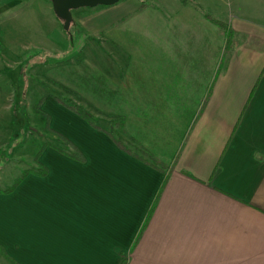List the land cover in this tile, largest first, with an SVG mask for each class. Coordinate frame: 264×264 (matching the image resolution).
<instances>
[{
	"label": "crops",
	"instance_id": "crops-1",
	"mask_svg": "<svg viewBox=\"0 0 264 264\" xmlns=\"http://www.w3.org/2000/svg\"><path fill=\"white\" fill-rule=\"evenodd\" d=\"M214 1L210 15L234 30L229 53L217 26V59L211 36L192 39L177 24L172 38L180 61L221 62L208 82L141 70L116 87L125 132L115 136L130 149L139 144L165 172L60 111L53 128L85 161L47 147L39 161L48 175L30 174L0 194V245L17 263L264 264V0ZM0 264L15 263L0 254Z\"/></svg>",
	"mask_w": 264,
	"mask_h": 264
},
{
	"label": "rangeland",
	"instance_id": "rangeland-1",
	"mask_svg": "<svg viewBox=\"0 0 264 264\" xmlns=\"http://www.w3.org/2000/svg\"><path fill=\"white\" fill-rule=\"evenodd\" d=\"M198 1L119 0L82 7L73 10L66 30L52 0H0V190L11 187L24 170L40 169L36 156L44 143L72 150L53 128L57 114L68 110L59 100L71 99L81 112L90 113L116 136H124L110 121L124 120L116 105V87L129 72H177L186 77L183 80L199 85L221 70L220 61L197 62L199 56L180 57L185 58L180 61L174 56L177 24L192 39L211 36L213 57L220 55L219 26L200 21L203 7L215 15V7L209 5L215 1ZM162 35L165 47L160 48ZM205 72L207 78H193ZM132 142L137 151L140 145Z\"/></svg>",
	"mask_w": 264,
	"mask_h": 264
},
{
	"label": "trees",
	"instance_id": "trees-1",
	"mask_svg": "<svg viewBox=\"0 0 264 264\" xmlns=\"http://www.w3.org/2000/svg\"><path fill=\"white\" fill-rule=\"evenodd\" d=\"M143 7V5H142ZM205 18L218 25L222 30H224L225 32V53H229L233 47V41H234V30L230 27V25L222 20L216 19L214 18L212 15L210 14H206ZM213 85V84H212ZM212 85L208 88L207 90V94L204 100V104L207 103V101L209 100L211 94H212ZM60 103L62 105H64L65 107H67L68 109H70L71 111H73L74 113L78 114L80 117H82L85 121H87L92 127H94L97 130L102 131L104 134H106L107 136H109L122 150L126 151L129 154H132L136 157H138L140 160H142L143 162H145L146 164L154 167L155 169L161 171V172H165V170L167 169V166L165 164H163L162 162H160L159 160L155 159L154 157H152L149 153H147L143 148L138 147V150L135 151L134 149H130V147L124 143V140L122 137H116L115 133L112 129H107L105 128L103 125H101L98 120L92 116L90 113L88 112H81L80 106L78 104H76L75 102H73L71 99H67V100H59ZM117 124V128L120 131L125 132V126L123 121L122 122H118L115 123L114 121H112V127L114 125ZM61 138L67 143V144H71L73 146V150H71L70 152L68 151H63L60 148L51 145L49 143H44L37 156H36V161L41 165L40 169H36V168H32V169H27L24 170L21 175L14 181L13 185L11 187H8L4 190H0V194H11L12 192H14V190L21 184V182L28 177V175L30 174H35L37 176H41V177H45L48 175L49 173V168L40 163L39 158L40 155L42 154V152L47 148V147H54L55 149H57L58 151L80 161V162H84L85 161V157L82 154V152L76 147L74 146L66 137L61 136ZM156 207V203L154 202L150 208V210L148 211L147 214V218L146 221L144 222V226L147 224V222L149 221L150 217L152 216L154 210ZM139 237V236H138ZM138 237L135 239L134 245L137 243L138 241ZM0 253L4 254L6 257H8L12 262H14L15 264H18L4 249V247L2 245H0Z\"/></svg>",
	"mask_w": 264,
	"mask_h": 264
},
{
	"label": "water",
	"instance_id": "water-1",
	"mask_svg": "<svg viewBox=\"0 0 264 264\" xmlns=\"http://www.w3.org/2000/svg\"><path fill=\"white\" fill-rule=\"evenodd\" d=\"M118 1L119 0H52V4L55 14L63 20V27L67 30L73 20V10L82 7L113 5Z\"/></svg>",
	"mask_w": 264,
	"mask_h": 264
}]
</instances>
